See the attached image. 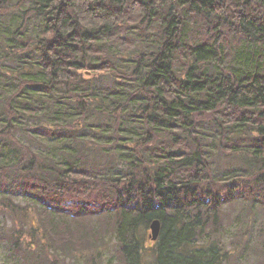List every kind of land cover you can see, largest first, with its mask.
Wrapping results in <instances>:
<instances>
[{
  "label": "trees",
  "instance_id": "16d2710c",
  "mask_svg": "<svg viewBox=\"0 0 264 264\" xmlns=\"http://www.w3.org/2000/svg\"><path fill=\"white\" fill-rule=\"evenodd\" d=\"M234 204L264 208V0H0L9 264L111 237L119 264H227Z\"/></svg>",
  "mask_w": 264,
  "mask_h": 264
},
{
  "label": "rangeland",
  "instance_id": "374dc122",
  "mask_svg": "<svg viewBox=\"0 0 264 264\" xmlns=\"http://www.w3.org/2000/svg\"><path fill=\"white\" fill-rule=\"evenodd\" d=\"M5 63L8 65L4 66L7 67L6 72H11L12 68H16V64L9 60ZM218 162L219 172L236 166L233 160H229L225 156L219 157ZM222 218L221 230L217 233L210 232L208 237L212 240H219L224 249L230 252L227 264H261L260 261H264V208L257 207L242 211L241 204L227 205L223 209ZM149 234H151L150 231L147 233L146 243L151 246L153 241L149 238ZM109 243L108 249H101L100 258H96L95 262L90 259L91 263L119 264L115 252V239L111 237ZM4 250L3 247H0V264H9L11 259L6 256ZM260 257L262 259L259 260ZM82 263L84 262L82 261Z\"/></svg>",
  "mask_w": 264,
  "mask_h": 264
},
{
  "label": "water",
  "instance_id": "95a60500",
  "mask_svg": "<svg viewBox=\"0 0 264 264\" xmlns=\"http://www.w3.org/2000/svg\"><path fill=\"white\" fill-rule=\"evenodd\" d=\"M159 232H160V221L156 219L151 223L150 237L153 240H156L158 238Z\"/></svg>",
  "mask_w": 264,
  "mask_h": 264
}]
</instances>
